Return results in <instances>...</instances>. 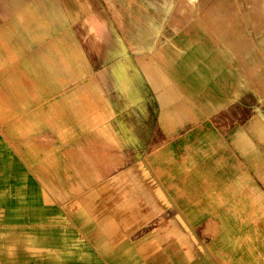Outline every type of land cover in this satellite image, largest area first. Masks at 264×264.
<instances>
[{
    "label": "crops",
    "instance_id": "0c3cea01",
    "mask_svg": "<svg viewBox=\"0 0 264 264\" xmlns=\"http://www.w3.org/2000/svg\"><path fill=\"white\" fill-rule=\"evenodd\" d=\"M0 153V264H264V0H0Z\"/></svg>",
    "mask_w": 264,
    "mask_h": 264
},
{
    "label": "bare ground",
    "instance_id": "6f19581e",
    "mask_svg": "<svg viewBox=\"0 0 264 264\" xmlns=\"http://www.w3.org/2000/svg\"><path fill=\"white\" fill-rule=\"evenodd\" d=\"M135 78H137V75H135ZM139 81H140V79H139ZM136 82H137V81H136ZM142 82H143V81H142ZM137 83H138V82H137ZM140 83H141V81H140ZM142 84H143V83H142ZM139 85H140V84H139ZM140 86H143V85H140ZM140 86H139V87H140ZM144 88H145V87H144ZM142 89H143V88H142ZM142 89H141V90H142ZM142 91H143V90H142ZM140 92H141V91H140ZM141 93H142V92H141ZM144 95H145V94H144ZM133 96H134V95H133ZM146 96H147V95H146ZM134 97H135V96H134ZM147 100H148V99H147ZM135 105H136V103H135ZM147 109H148V108H147ZM147 109H146V110H147ZM129 138H130V137H129ZM134 141H135V140H134ZM129 142H130V141H129ZM136 142H137V141H136ZM138 146H139V145H138ZM5 152H6V151H5ZM7 153H8V152H7ZM0 154H1V153H0ZM143 158H144V156H143ZM145 165H146V164H145ZM146 166H147V165H146ZM0 167H1V166H0ZM12 168H13V167H12ZM147 168H148V167H147ZM138 175H139V174H138ZM111 177H112V176H111ZM134 178H135V177H134Z\"/></svg>",
    "mask_w": 264,
    "mask_h": 264
}]
</instances>
